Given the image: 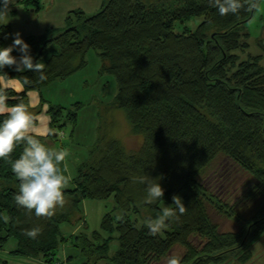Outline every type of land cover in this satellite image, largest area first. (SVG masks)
I'll list each match as a JSON object with an SVG mask.
<instances>
[{
	"label": "trees",
	"instance_id": "trees-1",
	"mask_svg": "<svg viewBox=\"0 0 264 264\" xmlns=\"http://www.w3.org/2000/svg\"><path fill=\"white\" fill-rule=\"evenodd\" d=\"M83 14L69 11L63 29L48 28L23 39L34 62L46 65L47 79L40 81L31 70L5 67L9 77L31 80L22 93L9 90L8 95H19L27 103L28 90L71 75L86 64V54L93 49L102 69L113 75L115 103L142 143L127 152L119 139L98 138L64 191L65 205L51 218L16 206L19 181L10 164L0 160V251L12 236V253L42 255L52 264L60 241L66 239L60 224L83 219L81 200L112 196L122 221L107 212L101 220L106 236L96 230L74 235L87 255L85 264L107 256L114 233L118 247L110 259L115 264H154L176 244L184 248L181 264L223 263L229 258L247 262L249 246L264 231V202L238 232H220L206 204L228 217L238 214L234 204L207 189L201 176L213 161L226 157L255 179L256 197L264 201V66L262 53L248 51L249 32L241 21L250 11L221 16L209 0H102L96 12ZM193 19L199 20L191 27ZM0 29L11 33L9 24ZM12 55L19 58L21 53L14 48ZM37 107L36 115L43 109ZM61 112L59 105L47 106L49 127L63 125ZM75 117L76 110H71L68 119ZM21 152L22 146L17 147L11 159ZM144 176L164 190L151 204L144 203L146 185L138 180ZM174 195L182 198L186 212L170 220L162 234L151 235L144 221L160 215L163 207H175ZM3 215L11 218L8 223ZM35 227L41 229L35 240L24 235ZM196 234L202 238L199 246L191 242ZM0 264L6 261L0 258Z\"/></svg>",
	"mask_w": 264,
	"mask_h": 264
},
{
	"label": "rangeland",
	"instance_id": "rangeland-1",
	"mask_svg": "<svg viewBox=\"0 0 264 264\" xmlns=\"http://www.w3.org/2000/svg\"><path fill=\"white\" fill-rule=\"evenodd\" d=\"M150 2L152 0H142ZM259 8L254 10L251 18L243 24L249 32V49L252 54L262 53L261 63L264 66V0H257ZM102 0H15L10 5V12L6 20H0L1 24H9L11 33L0 29L4 38V47L13 44L15 33L19 32L24 39L28 35L39 36L48 28L58 30L66 26V16L69 11L81 10L83 15L88 16L96 12ZM199 19L189 21L194 27ZM245 56L244 53H240ZM117 86L110 72L102 69V59L90 49L86 54V64L65 78H58L39 89L28 90L26 97L30 107L36 112L37 104L42 105V111L37 114L41 117L44 128L49 127V114L45 110L49 104L62 107L61 118L63 125L55 127L54 136L41 139L49 147L57 149L63 147L70 152L66 160L67 173L72 177L76 174L78 165L87 158L89 149L98 138L110 137L119 139L125 150H136L141 143L142 137L132 132L124 111L115 103ZM78 103V104H76ZM79 105V107L77 106ZM76 110L74 120L68 119V113ZM43 129L38 128L37 132ZM201 181L209 191L221 200L234 204L237 216L228 217L219 213L214 206L206 204V210L211 219L218 225L220 232H238L244 227L246 218L252 217L255 211L264 202L261 197H256L254 190L255 179L246 171L226 157H219L213 161L201 176ZM247 193L249 194L247 197ZM80 210L83 219L79 222L63 221L60 224L62 235L66 237L60 241L52 264H85L86 253L81 250L74 235L80 232L92 233L98 231L106 236L101 229V220L105 213L110 212L113 216H120L119 210L115 209L113 197L105 199L85 198L80 202ZM83 221L85 225L83 227ZM162 234V233H161ZM201 237H191V242L199 246ZM16 246V240L10 236L0 251V258L6 264H49L42 255L36 257L14 254L11 251ZM118 247L116 233L109 241L107 256L97 260L96 264H115L111 256ZM250 258L247 262H240L229 258L223 263L210 264H264V231L260 238L249 246ZM184 248L176 244L168 255L161 257L154 264H167L170 256L181 257Z\"/></svg>",
	"mask_w": 264,
	"mask_h": 264
},
{
	"label": "clouds",
	"instance_id": "clouds-1",
	"mask_svg": "<svg viewBox=\"0 0 264 264\" xmlns=\"http://www.w3.org/2000/svg\"><path fill=\"white\" fill-rule=\"evenodd\" d=\"M13 4L15 0H0V20L7 19L10 5ZM209 4L221 16L236 15L241 9L254 11L259 8L257 0H209ZM13 35V44L0 48V116L5 117L0 121V160L10 164L11 171L19 181L18 192L14 196L16 206L26 209L28 213L34 212L36 217L51 218L56 214L57 208H62L66 203L64 191L72 181V176L66 174L65 163L70 152L67 148L57 149L43 143L40 137L54 134L55 129L44 128L41 117L30 110V103H26L21 96L8 95L9 90L22 93L24 87L31 84V80L27 77L23 81L9 77L3 72L5 67H14L17 72L31 70L39 74L40 81L47 79L44 73L46 65L34 62L29 45L19 32ZM14 48H18L21 53L19 58L12 55ZM10 98L17 100V103L10 106L7 103ZM38 128L43 130L38 133ZM19 146H22V152L13 161L11 156ZM133 180L136 182L137 178L134 177ZM138 180L146 185L144 203L151 204L164 196V190L158 182H153L148 176L139 177ZM172 201L171 205L175 207H163L160 215L144 221L151 235L162 233L170 220H179L180 215L186 212L180 196L174 195ZM2 219L8 223L11 218L3 215ZM122 219V216L116 217L118 221ZM40 233L41 229L35 227L26 230L24 235L35 240ZM167 264H181V259L172 255Z\"/></svg>",
	"mask_w": 264,
	"mask_h": 264
},
{
	"label": "water",
	"instance_id": "water-1",
	"mask_svg": "<svg viewBox=\"0 0 264 264\" xmlns=\"http://www.w3.org/2000/svg\"><path fill=\"white\" fill-rule=\"evenodd\" d=\"M252 14H253V11H250L249 16H248L246 19L242 20L241 22H242V23L247 22V21L251 18Z\"/></svg>",
	"mask_w": 264,
	"mask_h": 264
},
{
	"label": "crops",
	"instance_id": "crops-1",
	"mask_svg": "<svg viewBox=\"0 0 264 264\" xmlns=\"http://www.w3.org/2000/svg\"><path fill=\"white\" fill-rule=\"evenodd\" d=\"M32 106H35V104H34V105H32ZM44 110H46V109H44ZM49 121H50V119H49Z\"/></svg>",
	"mask_w": 264,
	"mask_h": 264
}]
</instances>
